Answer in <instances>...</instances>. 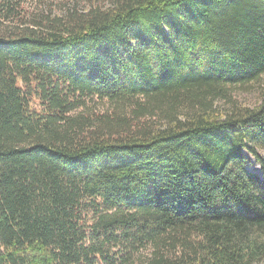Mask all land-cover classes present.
Listing matches in <instances>:
<instances>
[{"label": "trees", "instance_id": "16d2710c", "mask_svg": "<svg viewBox=\"0 0 264 264\" xmlns=\"http://www.w3.org/2000/svg\"><path fill=\"white\" fill-rule=\"evenodd\" d=\"M62 4L0 0V264H264V0Z\"/></svg>", "mask_w": 264, "mask_h": 264}, {"label": "rangeland", "instance_id": "374dc122", "mask_svg": "<svg viewBox=\"0 0 264 264\" xmlns=\"http://www.w3.org/2000/svg\"><path fill=\"white\" fill-rule=\"evenodd\" d=\"M50 2H53L54 5H52L53 8V12L56 10V8L60 9L61 7L64 6V2H66L67 0H49ZM81 1V0H78ZM83 4V3H81ZM263 82H264V76H263ZM259 82H256L252 85H250V87L245 90V89H239L236 91H233L234 96L246 103H255L258 100V91H259V87H258ZM262 155H264V152H260ZM249 169L252 172L255 173H260V167L257 164V162L255 160H252V163L249 165Z\"/></svg>", "mask_w": 264, "mask_h": 264}]
</instances>
